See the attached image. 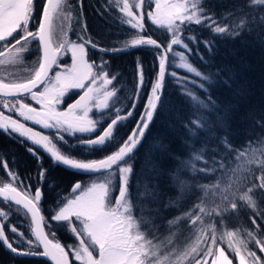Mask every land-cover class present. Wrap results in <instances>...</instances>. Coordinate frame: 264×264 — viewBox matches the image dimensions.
I'll return each instance as SVG.
<instances>
[{
	"label": "snow or ice",
	"instance_id": "6c2138e0",
	"mask_svg": "<svg viewBox=\"0 0 264 264\" xmlns=\"http://www.w3.org/2000/svg\"><path fill=\"white\" fill-rule=\"evenodd\" d=\"M205 2L100 0L97 14L102 19L107 15L119 27L137 33L147 31V21L154 31L162 30L170 35L167 44L152 35L137 34L124 42L123 47H102L88 32L83 17L84 0H78L76 6L69 0H0V68L4 69V76L0 77V97L11 98L0 108V132L15 137L18 143L26 146L25 151L36 160L39 169L35 177L39 186L33 193V186H25L6 159L0 163L9 181L0 187V204L9 208V211H0L3 221L0 223V245L14 258H41L48 264H192V261L195 264H264V256L257 255V251L249 247L254 243L255 248L264 253V236L257 235L262 231L257 215L264 218V211H253L257 209L258 199L264 201V151L259 156L255 149L237 151L227 131L230 114L236 106L233 102L243 97L246 89L243 85L233 88L237 73L229 66L205 74L190 62L195 53L202 64L210 66L214 60L208 57L215 55L216 38L235 39L245 30L251 34L254 29L264 28V10L260 8L264 0H246L245 5L236 9L241 12L238 23L224 26H220L214 12L204 7ZM74 7L79 8L78 18L74 17ZM243 8L251 11L244 12ZM222 15L227 18L232 12ZM73 19L79 27L75 40L70 38ZM192 25L209 30L213 38L184 35ZM200 45L204 52L199 50ZM142 48L154 50V75L146 79L142 59L137 57L135 87L121 98L118 93L123 85L114 87L119 73H111L110 62L103 58L99 63L92 60L89 51L117 55ZM32 51H36L37 56L30 65H25L24 56ZM69 55L70 64H62L61 58ZM9 68L14 71H8ZM176 69H183L186 75H178ZM168 77L193 111L190 119L181 122L186 135L182 143L190 151L183 158L172 156L177 166L168 173L170 187L175 188L178 195L174 199L170 197L160 207V170L154 165L148 167L147 172L140 173L141 178L147 177L143 184L138 178L133 185L136 175L133 157L156 117L170 111V100L166 96ZM216 78L231 89L232 98L223 104L210 95V85ZM189 85L204 91L205 97L201 98ZM77 91L78 98L64 107L67 99ZM142 96L143 108L137 115ZM29 100L31 102H26ZM129 120H134L130 131L121 133L120 129L127 127ZM256 123L264 127V122ZM34 126H39L40 130ZM217 129H224L225 135L219 137L216 146H211L210 142L217 139ZM201 133L204 141L196 149ZM154 146L167 150L159 142ZM208 152L213 153L211 164L218 167L208 166ZM234 152L236 155L232 156ZM146 155L150 161L151 153ZM44 156L51 161L52 167L92 178L88 183L76 181L71 198L57 193L59 203L49 209L50 218L42 208L43 186L49 172L44 167ZM241 159L243 163L238 167L228 168L230 160L239 162ZM199 164L204 166L197 167ZM253 166L260 170V175L254 177L258 182H252ZM218 171L232 172L233 178L227 187L219 183L211 187L193 184L181 178L187 174L194 179ZM250 182L251 187L244 190ZM49 186L55 188V181ZM193 189L205 193L215 189L220 203L210 209L197 203L192 212L168 220L166 227L171 236L176 234L171 230L186 221L192 237L191 243L182 250L176 247L169 250L171 238L167 244L155 242L159 229L164 226L156 220L163 221L162 212L179 206ZM242 206L253 211L250 219L255 231L218 232L215 223L204 222L206 216H216L224 224L226 214L238 212ZM13 213L30 218L27 237L16 226L8 229L11 238L6 233L4 225ZM64 225L77 243L64 245L58 239L57 232ZM225 242L226 247L223 246Z\"/></svg>",
	"mask_w": 264,
	"mask_h": 264
},
{
	"label": "trees",
	"instance_id": "16d2710c",
	"mask_svg": "<svg viewBox=\"0 0 264 264\" xmlns=\"http://www.w3.org/2000/svg\"><path fill=\"white\" fill-rule=\"evenodd\" d=\"M71 5L76 6L78 0H69ZM246 0H206L204 7L209 11L214 12L215 18L219 21L220 26L231 25L238 23L241 12H237L236 9L245 5ZM100 0H84L83 4V17L86 19L88 32L95 39L100 41L102 47H123L124 42L130 40L137 34L152 35L153 38L158 41L167 44L170 39V35H165L162 30L154 31L150 22L146 21L147 31L144 33H137L130 31L127 27H119L115 21H112L109 16L105 15V18H101L97 14V8L99 7ZM261 10H264V6H260ZM74 17H79V8L74 7L72 9ZM244 12H250L251 9L243 8ZM232 12V15L225 18L224 13ZM259 13H257V16ZM107 21V22H106ZM83 21H81L82 23ZM73 31L70 38L75 40L76 33L79 31L78 25L75 23V19L72 21ZM121 33L116 35V33ZM197 35L199 39L213 38L210 31L201 27L192 25L189 29H186L184 35ZM259 35V39L257 38ZM264 28L254 29L251 34H248L245 30L244 33L235 39L227 37L216 38L215 55L214 57H208V59L214 60V63L210 66H205L198 59L197 55L193 53L190 57V62L193 63L199 70L205 74L216 72L217 68L221 66H229L237 73L236 81L233 83V88L237 85H243L246 89L243 97H237L233 102L236 106L230 114L228 128V136L231 145L237 151L255 149L259 156L264 151V127L258 126L257 121L264 122ZM116 42V43H114ZM195 49V45H192ZM180 50V49H176ZM199 50L204 52L203 45L199 46ZM154 50L137 49L130 50L126 53L110 55L108 53L101 54L96 51H89V57L100 62L103 60L110 62L111 73H119L117 80L114 82V87L120 88L123 85L122 90L119 91L118 95L124 98L132 91L135 87L133 83L137 57L142 59V63L145 70L146 79H150L154 75L153 61H154ZM31 56L25 62L31 61L36 58L37 53L31 52ZM29 55V54H28ZM207 56V53H205ZM27 57V54L25 55ZM70 55L66 57L67 63L70 61ZM178 62V60L176 61ZM158 66V63H157ZM171 70V69H169ZM178 75H186L183 69H176ZM223 76H227V73H221ZM194 92H198L201 98L205 97V93L202 90H197L194 86L189 85ZM210 95L213 99H216L219 104H223L224 101L230 100L231 89L224 86L219 82V78L210 85ZM166 96L170 100V111H164L159 114L155 122L151 125V128L144 140V143L140 146L139 150L135 153L133 160L135 165L136 175L133 176V185L138 178L141 179V185L143 179L147 177H140V173L147 172V168L156 166L160 172L159 188L161 191V204L163 207L169 200V198H175L178 192L175 188L170 187L171 181L169 178V171L177 166L176 161L173 160L172 156H179L181 158L186 156V153L190 150L185 149L182 141L186 138L185 129L181 127L182 121L190 119V113L193 111L189 107V104L185 102V97L180 95V89H178L172 82V78L166 79ZM143 99L139 107L136 109L137 115L143 108ZM130 107V105H129ZM214 119V117H213ZM134 124V120L127 122V127L120 129L121 133L130 131ZM217 139L210 142L211 146L218 144L219 137L225 135L224 129H217ZM204 141V134L201 133L200 139L196 142L195 148L199 149ZM249 141L251 144L249 145ZM156 142L167 147L166 151L157 149L154 145ZM221 152L224 149L221 147ZM151 153V160H148L146 153ZM79 155V151L76 152ZM100 155L99 153L96 154ZM207 157L209 158V167H218L217 165L211 164V158L213 153L208 152ZM236 153H232L235 156ZM91 158V157H88ZM7 160L9 167L17 171L19 177L24 181V185L31 184L34 188L39 186L38 180L35 179L37 172L36 160L25 151V147L19 145L17 142L12 141L9 138H4L0 133V163ZM243 163V159L239 162L236 160H230L228 168L238 167L239 164ZM204 165L199 164L197 167H203ZM44 167L49 169L48 181L44 183V200H43V212L50 218L52 214L49 209H52L55 204L59 203V197L56 195L60 193V196L69 198L71 196V189L76 181H83L84 183L90 182V177L77 175L72 170H66L62 167H52L49 159H44ZM250 175L253 177L252 182H258L254 180L255 176L260 175V170L253 166ZM32 177V179H29ZM182 179H189L193 184L207 185L209 187L219 183L221 187H227L231 182L230 178H233L231 171H218L211 175H199L194 179L190 175H183ZM54 180L56 183L55 188H50V182ZM4 182H9L6 176V171L0 167V186H3ZM247 187H251V182L244 186V190ZM141 190L143 188L141 187ZM133 193H136L135 187L132 189ZM257 198L258 197H254ZM66 201V200H65ZM200 203L201 206L206 208L215 207L216 204L220 203L219 196L216 194L215 189L210 192H203L200 190H190L188 195L182 200L179 206L169 207L162 212L164 220H156L157 224H164L157 233L158 239L165 240L170 230L166 227L168 220L174 219L176 216L182 215L185 212H192L194 206ZM0 211H9V208L1 204ZM195 211L198 212V209ZM256 212L264 211V201L258 199L257 209L253 210ZM253 211L247 210L245 207H241V210L234 213L226 214L224 217V224H221V218L216 216H206L204 218L205 224L215 223L217 225L218 232L223 231H239L244 233L246 231H255L252 225L250 217L253 215ZM139 215V211H137ZM0 222L3 223L2 218ZM257 224L260 226L262 231L257 233L258 237L264 236V218L257 215ZM30 218H26L21 214H11L10 220L4 225L5 231L11 238L12 234L8 232V229L12 226H16L18 231L23 232L27 237L29 235ZM55 227V226H54ZM67 225L61 227L57 232V237L64 245L75 244L77 241L73 236L68 234ZM176 230L175 236L180 244L190 241L192 237L189 236V230L186 227V221L181 222L177 228L172 229L171 232ZM170 237V236H169ZM225 245V244H224ZM223 245V246H224ZM249 247L252 250L257 251V255L264 256V253H260L255 248L254 243H250ZM194 261H192V264ZM0 264H48V262L41 258H14L9 250L0 245ZM235 264V262H234Z\"/></svg>",
	"mask_w": 264,
	"mask_h": 264
},
{
	"label": "rangeland",
	"instance_id": "374dc122",
	"mask_svg": "<svg viewBox=\"0 0 264 264\" xmlns=\"http://www.w3.org/2000/svg\"><path fill=\"white\" fill-rule=\"evenodd\" d=\"M0 50H2V49H0ZM32 52H35V51H32ZM30 53H31V52H30ZM30 53H28L29 55L27 54V57L24 56V61L28 60V57L31 56ZM25 55H26V54H25ZM34 59H35V58H34ZM34 59H31V61H29V62H25V65H30V64L34 61ZM64 59H65V58H62V60H61V63H62V64H70V62H71V58H70V61H69L68 63H67V60H65V62H63ZM8 71H14V69L9 68ZM53 74H54V73H53ZM3 76H4V69H3V68H0V77H3ZM6 82H8V81L6 80ZM69 198H71V196H70ZM65 202H66V201H65ZM0 207H1V204H0ZM0 210H1V209H0ZM174 232L176 233V230H175ZM168 234H169V235H167V236L165 237V238H167V239H165V240H160V241H155V242H163L164 244H167L168 239L171 238V239H172V245L169 246V250H170L171 247H176V248H178L179 250H182L184 247H186L188 244L191 243V239H190V241L185 242L184 244H180L179 241H177L176 238L173 239V236H171L170 231L168 232ZM169 236H170V237H169ZM226 243H227V242H225V245H224L225 247H226ZM193 264H195V262H194Z\"/></svg>",
	"mask_w": 264,
	"mask_h": 264
},
{
	"label": "flooded vegetation",
	"instance_id": "af4514ba",
	"mask_svg": "<svg viewBox=\"0 0 264 264\" xmlns=\"http://www.w3.org/2000/svg\"><path fill=\"white\" fill-rule=\"evenodd\" d=\"M70 58V57H69ZM61 60H62V58H61ZM79 95V92L77 91L75 94H73V95H71L68 99H67V101L64 103V107H66L67 106V103H70V102H72V100L74 99V98H76L77 96ZM6 99H8V100H11V98H4V97H0V108H2V106H3V104H4V102H5V100ZM26 102H31L30 100L29 101H26ZM33 103V106H35V107H38V105H35L34 104V102H32ZM7 114V113H6ZM30 126H32L31 124H30ZM35 128H36V130H40L39 129V126H34ZM3 136H4V138H9V139H11L12 141H14V142H17V140H16V138L15 137H9V136H7V135H5V134H3L2 132H0ZM47 134V133H46ZM97 134H99V133H97ZM18 143V142H17ZM19 145H21L20 143H18ZM23 147H26V146H23ZM44 159H48V157L47 156H44Z\"/></svg>",
	"mask_w": 264,
	"mask_h": 264
},
{
	"label": "water",
	"instance_id": "95a60500",
	"mask_svg": "<svg viewBox=\"0 0 264 264\" xmlns=\"http://www.w3.org/2000/svg\"><path fill=\"white\" fill-rule=\"evenodd\" d=\"M78 96H79V95H78ZM78 96H77L76 98H78ZM76 98H74L73 100H75ZM73 100H72V101H73ZM0 187H2V186H0ZM0 223H1V222H0Z\"/></svg>",
	"mask_w": 264,
	"mask_h": 264
}]
</instances>
